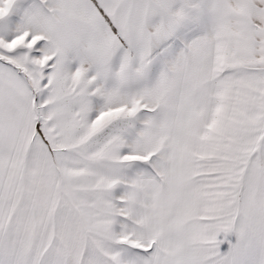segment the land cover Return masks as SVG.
Masks as SVG:
<instances>
[{
  "label": "snow or ice",
  "instance_id": "snow-or-ice-1",
  "mask_svg": "<svg viewBox=\"0 0 264 264\" xmlns=\"http://www.w3.org/2000/svg\"><path fill=\"white\" fill-rule=\"evenodd\" d=\"M0 264H264V0H0Z\"/></svg>",
  "mask_w": 264,
  "mask_h": 264
}]
</instances>
